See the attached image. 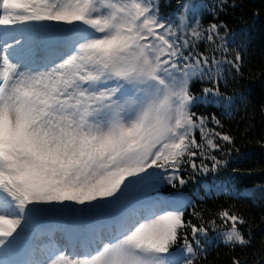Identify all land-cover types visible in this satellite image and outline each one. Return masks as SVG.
Segmentation results:
<instances>
[{
  "label": "snow or ice",
  "instance_id": "obj_1",
  "mask_svg": "<svg viewBox=\"0 0 264 264\" xmlns=\"http://www.w3.org/2000/svg\"><path fill=\"white\" fill-rule=\"evenodd\" d=\"M236 7L0 0V264H200L212 234L231 250L253 244L236 205L213 212L167 190L227 168L240 151L215 113L192 111H236L221 87L243 75L246 49L230 47L220 19ZM194 82L206 85L200 95ZM231 184L205 195L243 198ZM260 243L252 264H264Z\"/></svg>",
  "mask_w": 264,
  "mask_h": 264
},
{
  "label": "trees",
  "instance_id": "obj_2",
  "mask_svg": "<svg viewBox=\"0 0 264 264\" xmlns=\"http://www.w3.org/2000/svg\"><path fill=\"white\" fill-rule=\"evenodd\" d=\"M214 3L215 0H206ZM236 2L238 7L228 8L221 13L220 19L224 20L231 29L230 47L245 52V67L243 75H237L229 79L227 87H221L235 98L232 118L222 115L220 106L197 103L192 111L210 115L215 113L224 123L225 130L237 137L236 147L239 153H233L228 157L229 166L215 174H197L194 179L180 189H187L190 198L198 208L218 211L221 206L236 205L253 225L254 240L249 247H237L231 250L220 240L213 236V244L210 246L207 258L201 259L200 264H230L232 256H249L250 264L259 258L261 239L264 238V191L259 185H264V144L258 141L264 140V0H230ZM177 0H162L161 11L170 13L175 10ZM259 12V15L254 13ZM213 20L210 12L202 17V23L207 26ZM204 45H201L203 50ZM206 86L200 82H194L192 92L200 95L202 88ZM243 97V99H241ZM242 117H244L242 119ZM251 125L247 132L245 127ZM211 127V125H209ZM197 138L199 135L197 133ZM236 169L237 171H233ZM231 178L230 187H235L244 194L241 199H232L227 196L207 197L205 195L208 185L219 183L220 180ZM168 191L174 189L168 187ZM219 223V221H218ZM257 253L253 257L252 253Z\"/></svg>",
  "mask_w": 264,
  "mask_h": 264
}]
</instances>
